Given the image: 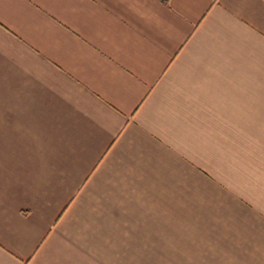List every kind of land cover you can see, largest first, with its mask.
I'll list each match as a JSON object with an SVG mask.
<instances>
[{"label":"crops","instance_id":"obj_1","mask_svg":"<svg viewBox=\"0 0 264 264\" xmlns=\"http://www.w3.org/2000/svg\"><path fill=\"white\" fill-rule=\"evenodd\" d=\"M0 264H264V0H0Z\"/></svg>","mask_w":264,"mask_h":264}]
</instances>
